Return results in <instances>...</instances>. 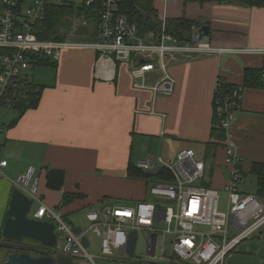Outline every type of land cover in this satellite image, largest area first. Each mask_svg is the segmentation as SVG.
<instances>
[{
	"label": "crops",
	"instance_id": "0c3cea01",
	"mask_svg": "<svg viewBox=\"0 0 264 264\" xmlns=\"http://www.w3.org/2000/svg\"><path fill=\"white\" fill-rule=\"evenodd\" d=\"M152 2L160 20L185 17L199 25L196 29L207 26L204 42L230 51L170 61L174 87L165 97L135 89L128 65L100 59L91 49H64L54 65H32V82L43 87L37 107L13 126L17 115L0 126V159L7 161L3 170L7 183H0V206L6 207L1 223L15 180L6 176V170L19 176L34 167L43 180L44 201L64 215L149 200V182L127 176L130 164L136 167L146 158L172 163L178 152L190 149L204 152L205 159L212 147L207 177L214 169L217 183L209 187L217 191L224 190L230 171L224 147L237 154L242 175L248 176L254 163L264 164V81L243 89L236 121L221 141L214 135L213 108L218 81L240 87L246 69H263L264 53L245 51H264V8L235 0L202 5ZM46 169L65 172L60 191L45 187ZM64 193L84 197L59 208ZM225 264H264V228L240 243Z\"/></svg>",
	"mask_w": 264,
	"mask_h": 264
},
{
	"label": "built area",
	"instance_id": "2783aa9c",
	"mask_svg": "<svg viewBox=\"0 0 264 264\" xmlns=\"http://www.w3.org/2000/svg\"><path fill=\"white\" fill-rule=\"evenodd\" d=\"M26 1L0 0V106L3 107H10L18 86L28 82L26 72L36 59L47 58L56 63L62 51L68 48L91 49L100 59L128 65L133 87L150 90L154 96H170L173 92L174 80L168 72L170 61L230 51L202 41L200 29L194 30L186 43H179L164 31L160 35L142 36L138 26L120 12V0H84L86 8L98 5L95 41H43L35 35V28L45 19L48 6L62 2L29 0V6L24 8ZM81 24L85 26L86 22ZM158 73L160 78L156 76ZM147 75L153 82L149 83ZM261 79L264 81V67ZM223 84L218 81L215 86L213 107L217 127L225 134L236 121L243 88L234 86L225 92ZM224 153L230 167L224 185L226 213L218 211V191L206 186V163L196 161L195 152L190 149L178 152L172 163L161 158L138 161L136 167L144 173L156 178L165 170L172 180L149 183V200L129 206L105 204L87 210L86 229L74 227L60 212L44 204L39 198L41 177L34 167H28L12 185L30 200L31 206L34 201L37 203L34 211L30 206V218L54 226V248H39V257H51L53 264H57L59 258L74 261V264H96V257L88 253L89 234L99 241L100 255L106 260L121 262L116 256L133 259L141 236L145 257L134 264H225L226 257L240 243L264 228V205L255 196L239 191L237 185L243 181L239 158L228 146L224 147ZM6 167L7 161L0 159V179L5 178ZM158 168L161 171L155 176ZM75 228L79 229L78 233L74 232ZM131 233L136 234V239L132 256H129ZM60 239L65 241L64 246L53 252Z\"/></svg>",
	"mask_w": 264,
	"mask_h": 264
},
{
	"label": "trees",
	"instance_id": "16d2710c",
	"mask_svg": "<svg viewBox=\"0 0 264 264\" xmlns=\"http://www.w3.org/2000/svg\"><path fill=\"white\" fill-rule=\"evenodd\" d=\"M233 0H184L185 3L196 2L198 4L205 3H229ZM243 6L253 8H264V0H235ZM120 12L128 17L129 20L134 22L139 29L142 36L145 34L153 33L160 35L162 31L166 34L173 36L179 43H186L190 41V37L199 25L194 22L181 17L179 19H165L164 22L157 16V12L153 6L152 0H120ZM98 5L95 3L90 7H75L73 4H52L47 7L45 19L37 24L35 28V35L43 41H58L65 42L66 40H77L79 43L93 42L97 36L96 25L99 20ZM80 21L75 36L68 37V32L74 20ZM86 22L83 26L81 23ZM55 63L47 58L36 59L32 65H48ZM261 69H246L244 73V84L241 86L243 89L246 87H257L261 84ZM230 86L226 83L223 84V89L227 92ZM42 86L35 85L33 82H23L16 89V95L11 100L10 108L17 111L18 116L12 121V126L16 124L18 119L28 110L35 109L40 100ZM214 108V107H213ZM218 122L214 116V131L217 140H222L223 132L217 127ZM217 146V144H216ZM207 150L208 153L205 155V159L214 158V148ZM211 151V152H210ZM204 159V160H205ZM205 162V161H204ZM210 169V168H209ZM210 171V170H209ZM244 175V174H243ZM249 175L255 177L256 180V193L255 197L260 201L264 202V164L254 163L249 172ZM127 176L130 179H144L150 181L154 177L152 175L144 173L141 169L133 166L132 164L128 167ZM246 176V175H244ZM156 180H165L170 182L172 180L170 174L163 170L156 178ZM45 187L51 191H60L65 182V172L57 169H46L45 170ZM149 186V185H148ZM206 186H210L209 182H206ZM148 190V188H147ZM83 195L79 193H64L61 198L59 208H65L70 205L73 201L83 199ZM145 200V199H144ZM142 201V200H141ZM69 213L62 214L67 219ZM24 240V239H23ZM22 240V241H23ZM30 240V239H29ZM10 242L4 241L7 244L3 247L6 253V259L8 255L13 253H25L32 257H39V247L32 245H26L23 242ZM35 242L33 240H30ZM0 250V251H1ZM5 259V260H6Z\"/></svg>",
	"mask_w": 264,
	"mask_h": 264
},
{
	"label": "rangeland",
	"instance_id": "374dc122",
	"mask_svg": "<svg viewBox=\"0 0 264 264\" xmlns=\"http://www.w3.org/2000/svg\"><path fill=\"white\" fill-rule=\"evenodd\" d=\"M60 1L62 2L61 4H73L76 8L82 6L84 3V0H60ZM29 4H30V1L28 0V1H26L25 5H23V7L26 8L29 6ZM79 22L80 21H78L76 19L71 22L73 26L70 27V31L68 32V37H74L75 36L74 34L76 32V29H77L78 25H80ZM206 39L207 38H203L202 41H205ZM68 41L73 42V43H79L76 39L75 40L69 39ZM36 67L37 66H34V68H36ZM128 71L130 73L129 69H128ZM26 76L28 78V82H32L34 80L33 70L30 71V69H29L26 72ZM156 76H157V78H160L161 75L158 73V74H156ZM163 97H165V96H163ZM16 115L18 116L16 110H14L10 107L0 106V121L3 120L2 123H0V126L2 124H9L10 121H12L16 117ZM195 160L196 161H203L204 160V152H202L200 150L196 151L195 152ZM209 161H210V158L205 159L206 165H209ZM136 164H137V162H136ZM212 167H213V165H212ZM213 170L214 169H212V172L209 171L208 177H207L205 182H209V183H211L212 186H215V183H217V179H216L215 171H213ZM39 171H40V169H39ZM6 173H8L9 176L8 175H6V176L9 178H12V179L17 178L16 177L17 173L16 174L12 173L9 170H6ZM42 182H43V180L41 181V185H42ZM155 182H157V180L154 178L150 179V181H149L150 184H153ZM0 183H2V184L7 183V181H6V179H0ZM237 187H238L240 192L254 196V194L256 193L255 177H253L252 175L246 176L245 178H243L242 182L238 183ZM39 198L44 202L45 205H47L43 199V195L41 194V187H40ZM0 203H1V201H0ZM48 207L52 208L56 212L58 211L54 207H51V206H48ZM36 208H37V203L34 201L32 203V206H31V211H34ZM4 209H6V207H4V205L0 206L1 218H2V214L4 212ZM218 211L221 213L227 212V194L224 190H221V189L220 190L218 189ZM84 215H85V211H80L77 213L69 214L66 221L69 224L73 225L74 227H78L80 229H86L87 223H86ZM2 224H3V222L1 223V220H0V250L3 249V247H5L7 245L4 243L5 240L1 237ZM259 232L260 231L256 232L251 237L258 234ZM88 239L90 241V247L88 248V253L91 256L96 257V259H95L96 264H134V262H137L138 259L145 257V245H144V242H143L141 236L138 238L137 243H136L135 257L133 259H128V257L123 258V257L116 256L115 258L117 260L121 259L122 260L121 262L102 259L100 252H99V248H98L99 241L96 238H94L91 234L88 235ZM22 242L26 245H32L34 247H39V248L43 247V245H41L40 243L32 242L29 239H24ZM64 244H65V241L60 239V241L57 243L53 252H56L57 250L62 249ZM5 259H6V253L4 250H1L0 251V264H2L5 261Z\"/></svg>",
	"mask_w": 264,
	"mask_h": 264
},
{
	"label": "water",
	"instance_id": "95a60500",
	"mask_svg": "<svg viewBox=\"0 0 264 264\" xmlns=\"http://www.w3.org/2000/svg\"><path fill=\"white\" fill-rule=\"evenodd\" d=\"M200 32L203 38L209 35V28L201 26ZM142 63V61L140 62ZM161 171V168L156 170L155 176ZM31 206L30 200L17 189H13L10 194L7 211L1 228V237L10 242H21L23 239H30L40 243L44 247L54 248L56 237L54 226L47 222H41L29 217V209ZM75 233L79 232L78 228L74 229ZM136 234L131 233L128 244L129 256H132L135 246ZM85 246L88 245L86 239L83 240ZM2 264H53L51 257H32L25 253H13L8 255L7 259ZM57 264H74L64 258H59Z\"/></svg>",
	"mask_w": 264,
	"mask_h": 264
}]
</instances>
